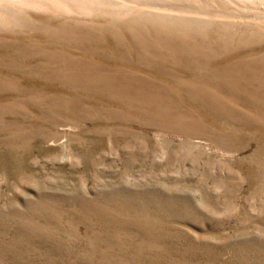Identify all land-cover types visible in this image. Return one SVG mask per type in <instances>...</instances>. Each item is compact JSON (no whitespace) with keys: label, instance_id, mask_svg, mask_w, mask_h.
I'll return each mask as SVG.
<instances>
[{"label":"rangeland","instance_id":"rangeland-1","mask_svg":"<svg viewBox=\"0 0 264 264\" xmlns=\"http://www.w3.org/2000/svg\"><path fill=\"white\" fill-rule=\"evenodd\" d=\"M0 264H264V0H0Z\"/></svg>","mask_w":264,"mask_h":264}]
</instances>
